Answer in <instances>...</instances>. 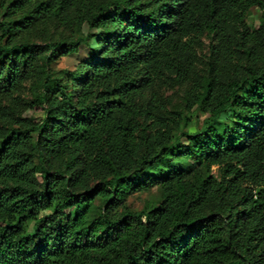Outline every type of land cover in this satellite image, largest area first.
<instances>
[{"label": "trees", "instance_id": "trees-1", "mask_svg": "<svg viewBox=\"0 0 264 264\" xmlns=\"http://www.w3.org/2000/svg\"><path fill=\"white\" fill-rule=\"evenodd\" d=\"M253 7L258 28L246 22ZM0 9V264H264V0ZM48 23L98 33L27 37ZM204 36L207 74L184 111H169L157 83L185 86ZM95 37L67 83L54 77L60 57ZM27 80L44 105L39 121L7 100ZM196 107L206 118L191 134ZM155 188L157 203L128 208Z\"/></svg>", "mask_w": 264, "mask_h": 264}, {"label": "rangeland", "instance_id": "rangeland-1", "mask_svg": "<svg viewBox=\"0 0 264 264\" xmlns=\"http://www.w3.org/2000/svg\"><path fill=\"white\" fill-rule=\"evenodd\" d=\"M9 0H0L2 2H8ZM1 13V9H0ZM262 17V11L258 7L250 9L246 22L250 27L258 28ZM97 34L98 31L90 30L87 26L79 29L67 30L62 27H58L53 23L47 25H39L33 31L27 34V37L37 43L44 44L48 38L56 40L60 37H73V38H85L89 34ZM98 38H92L83 43L77 52L71 53L66 56L60 57L52 66L51 71L54 77L62 80L63 84L67 83L70 79V73L75 71L79 64L89 57L90 50L97 47ZM198 52V64L191 80L183 87H178L174 84L172 78L164 77L157 83L156 86V98L165 107V109L172 112L184 111V95L189 90L195 81L200 80L202 76L207 74V65L210 60L211 54V38L204 36L201 38V44L197 49ZM31 80L24 82L16 91L11 93V96L7 97V100H15L20 104V108L25 116L33 118L35 121H39L43 117V104L38 101L31 91ZM206 115H203L196 107L191 113V123L186 131L194 134L202 128ZM227 115H223L222 119H226ZM183 141L186 142L185 139ZM181 160V159H180ZM182 160H184L182 158ZM181 160V161H182ZM181 163V162H180ZM184 166V164H181ZM216 173V170L214 171ZM160 200V194L155 188L151 192L136 193L131 195L127 200V206L133 211H141L147 204L157 203Z\"/></svg>", "mask_w": 264, "mask_h": 264}]
</instances>
